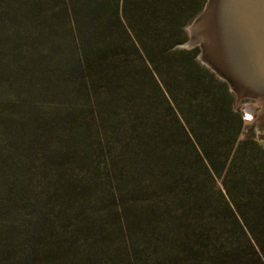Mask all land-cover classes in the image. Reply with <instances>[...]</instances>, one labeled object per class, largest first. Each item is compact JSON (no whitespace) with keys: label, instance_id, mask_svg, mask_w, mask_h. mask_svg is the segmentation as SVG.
<instances>
[{"label":"trees","instance_id":"trees-1","mask_svg":"<svg viewBox=\"0 0 264 264\" xmlns=\"http://www.w3.org/2000/svg\"><path fill=\"white\" fill-rule=\"evenodd\" d=\"M205 1L0 0V87L23 90L22 108L40 95L82 98L86 131L97 139L103 170L83 190L82 230L105 231L97 211L105 193L123 238L116 248L104 236L84 238L82 264L94 254H112L105 261L113 264H160L148 248L139 251L155 235L168 244L161 264H264V149L252 128L242 136L227 84L198 63L196 49L178 48ZM19 117V134L9 137L27 147L42 122L33 129ZM17 119L0 114L4 132ZM25 185L18 171L1 184L2 212L24 204ZM46 207L35 208L22 236L31 256L17 261L0 238V264H66L68 241L56 238L57 252L41 236L52 225Z\"/></svg>","mask_w":264,"mask_h":264},{"label":"rangeland","instance_id":"rangeland-1","mask_svg":"<svg viewBox=\"0 0 264 264\" xmlns=\"http://www.w3.org/2000/svg\"><path fill=\"white\" fill-rule=\"evenodd\" d=\"M1 13L3 14V12ZM193 49H196L197 55L198 47ZM15 89L11 88L8 94V89L4 90L0 87V114L4 115L10 112L12 117L17 116L18 118L17 124L12 121V127L7 129L8 133L4 132L0 123V187L6 180L14 181L18 171L25 179L26 185L23 187V191L27 193L28 199L23 202V205H19L18 210L12 211V214L2 212L0 209V238L4 241V247L12 249L13 253L18 252V255H14L18 258L17 261H21L20 256H31L23 250L25 243H22V236L31 231L29 220L32 219L35 208H45V205H47L46 208L52 210L48 216V221L52 225L41 236L46 237L44 243L54 246L53 248L57 252L60 245L56 244L58 243L55 242L56 238L68 241L67 245L70 246L71 251L69 256L66 254V264H82V244L86 237L89 238V241L101 242V238L104 236L105 241L110 242L112 248H116L117 243L121 247L123 234L115 219V208L109 194L102 195L97 210L102 217L105 231L101 229L82 230L83 190L85 187H92L91 178L100 176V172L103 170L101 157L97 154V139L93 135L94 131L91 130L90 133L86 131V116L82 114V98L59 101L53 97L40 95L32 101V106L22 108L24 91ZM244 103L254 104V109L249 117L241 113ZM237 107L241 117L243 116L245 126L242 136L252 128L256 140L255 123L261 110L259 101L245 98L237 104ZM19 116L24 117L33 129L32 125H34V120L36 122V118L42 122L36 132L30 133L26 138L27 147L22 145V141L14 142L9 137L11 133L20 129L19 124L22 121ZM26 132H29L28 128ZM87 149L90 150L92 156L90 160H86L83 156V152ZM19 162H25V167L20 169ZM16 183L17 185H15ZM15 184L16 188H21L19 182L16 181ZM56 190L58 193L66 192V197H56ZM97 192L101 194L99 187L96 189ZM39 197L41 202H46L41 204ZM77 205L81 207L76 208ZM134 210L135 208H133ZM135 212L138 211L135 210ZM11 224L13 228L10 230L7 225ZM15 234H20V236L15 237ZM157 237L159 236L155 235L152 239L145 237V243H141L139 251L148 248V254L160 261L158 263L161 264L165 259L164 255L168 244ZM42 247L47 246L39 244L38 249ZM73 253L77 255L75 254L76 257L71 260ZM143 254L145 255L144 252ZM94 255L89 263L96 261L97 264H100V260H103L106 264H113L112 261H105V258L113 256L112 254L108 256ZM114 256L117 258L123 256L122 250L118 249V252H114ZM37 260L40 261V259ZM37 260L30 259V262L38 264ZM83 264L85 263L83 262Z\"/></svg>","mask_w":264,"mask_h":264},{"label":"water","instance_id":"water-1","mask_svg":"<svg viewBox=\"0 0 264 264\" xmlns=\"http://www.w3.org/2000/svg\"><path fill=\"white\" fill-rule=\"evenodd\" d=\"M200 14L185 27L181 49L198 47L196 60L225 82L235 97L258 100L261 110L255 123L256 140L264 149V0H213L210 7L211 34L193 32Z\"/></svg>","mask_w":264,"mask_h":264},{"label":"bare ground","instance_id":"bare-ground-1","mask_svg":"<svg viewBox=\"0 0 264 264\" xmlns=\"http://www.w3.org/2000/svg\"><path fill=\"white\" fill-rule=\"evenodd\" d=\"M211 4H213V0H210L209 6L207 7L206 12L201 14L199 18L197 19L193 32L199 35V37H207L209 38L211 34V16H210V7ZM254 109L253 103H244V106L242 107L241 113L242 115L249 117L250 114H252V110ZM245 118V117H244Z\"/></svg>","mask_w":264,"mask_h":264},{"label":"built area","instance_id":"built-area-1","mask_svg":"<svg viewBox=\"0 0 264 264\" xmlns=\"http://www.w3.org/2000/svg\"><path fill=\"white\" fill-rule=\"evenodd\" d=\"M242 118H243V116H242Z\"/></svg>","mask_w":264,"mask_h":264}]
</instances>
